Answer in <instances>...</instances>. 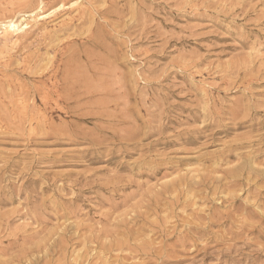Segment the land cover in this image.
Here are the masks:
<instances>
[{"label": "rangeland", "instance_id": "374dc122", "mask_svg": "<svg viewBox=\"0 0 264 264\" xmlns=\"http://www.w3.org/2000/svg\"><path fill=\"white\" fill-rule=\"evenodd\" d=\"M0 27V264H264V0H0Z\"/></svg>", "mask_w": 264, "mask_h": 264}, {"label": "bare ground", "instance_id": "6f19581e", "mask_svg": "<svg viewBox=\"0 0 264 264\" xmlns=\"http://www.w3.org/2000/svg\"><path fill=\"white\" fill-rule=\"evenodd\" d=\"M45 17H47V14L41 13V14H38L37 16H35L34 19H36V20H42ZM3 27H4L3 34L4 33H9L11 35L18 36V35H20V33L22 31H24L28 27V23H21V24H19V23H16L15 21H13V20H10L7 23H5ZM0 36H2V35H0Z\"/></svg>", "mask_w": 264, "mask_h": 264}]
</instances>
